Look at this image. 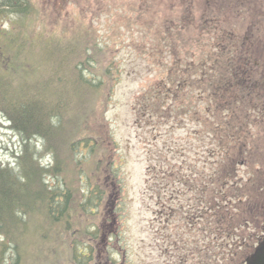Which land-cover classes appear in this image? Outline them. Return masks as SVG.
Instances as JSON below:
<instances>
[{
	"label": "rangeland",
	"instance_id": "rangeland-1",
	"mask_svg": "<svg viewBox=\"0 0 264 264\" xmlns=\"http://www.w3.org/2000/svg\"><path fill=\"white\" fill-rule=\"evenodd\" d=\"M29 2L32 12L25 16L23 26L28 29L27 37L39 46L23 59L29 63L28 69L20 70L17 78L23 91H39L41 84L50 79L48 70L55 63L64 65L65 71L58 75L75 83L74 54L67 52L66 42L87 33L103 48L101 57L118 77L112 86L109 83L88 91L83 101L75 96L76 86L68 89L69 93L64 92L65 96L55 97L59 129L51 141L52 150L45 149L38 139L29 143L36 149L38 163L50 169L43 175L49 187L69 188L73 203L70 201L62 214L56 212V217H49L51 221L41 211L20 214L23 222L12 225V237L7 239L2 235L0 238L8 245L4 248L0 241V264H201L200 246L202 238L205 239L201 230L192 231L190 240L194 242L185 247L192 250L184 251L169 244L173 237L165 230V224L153 219L155 200L146 188V148L153 134L147 123L135 124L133 107L138 95L166 76L173 49L184 60L185 51L190 49L192 59L189 60L198 62L206 58L207 51H211V55L215 53L207 48L212 40L222 45L223 52H230V47L238 50L240 37L252 30L238 28L235 11L223 7L221 0ZM14 21V16L1 18L0 27L11 28ZM169 25L172 26L171 36H163ZM184 27L192 32L183 31ZM54 35L59 39V43L54 44L58 54L50 55L45 47ZM38 38L43 39V44ZM188 40H191L189 44ZM217 57L211 56L210 61ZM3 74L6 73L0 69L1 78ZM197 76L198 71L194 81ZM210 95L208 89L201 93L194 82L191 112L178 116L177 122H173L172 117V128H169L171 122L166 121L152 151L176 143L178 152L173 163L179 165L180 158L188 156L191 163L200 165L195 160L205 155L202 152L205 145L218 146L210 129L217 124L222 131L221 122L224 126L219 106ZM239 110L232 117L241 119ZM5 124H0V165L15 167L21 140L17 132L9 128L7 122ZM251 132L253 157L247 158L248 165L240 164L237 171L244 176L247 168L251 173H258L254 172L253 178L256 197L264 201V123H259ZM71 141L78 142L73 152L69 147ZM113 169H117L121 179V199L117 206H97L90 201L84 210L81 203L86 188L106 187L108 191L112 187L110 181L115 180L113 175L109 176ZM111 210L116 213L112 214ZM253 224L252 233L260 234L262 229L253 232ZM257 243L253 239L252 248ZM78 257L79 263L76 262Z\"/></svg>",
	"mask_w": 264,
	"mask_h": 264
},
{
	"label": "trees",
	"instance_id": "trees-1",
	"mask_svg": "<svg viewBox=\"0 0 264 264\" xmlns=\"http://www.w3.org/2000/svg\"><path fill=\"white\" fill-rule=\"evenodd\" d=\"M30 11L29 0H0V19L7 16L16 18L11 28L0 27V63L3 64H0V69L8 75L7 78L6 74L0 77V122L1 119L6 120L9 128L17 132L21 140L20 153L15 155L18 162L15 167L0 165V238L3 235L7 239L12 237V225L23 222L20 214L41 211L47 218L56 217V212L62 214L69 202L73 203L69 188L49 187L43 175L50 169L38 163L36 149L29 143L32 139H38L45 149L52 150L51 141L59 129L58 113L54 111L55 97L60 94L65 96L64 92L69 93L68 89L76 86L75 96L83 101L88 91L109 83L112 86L118 77L101 57L103 48L95 37L87 33L66 42L67 52L74 54L73 66L77 71L75 83L72 79L63 80L58 73L65 71L64 65L55 63L48 70L50 79L41 84L39 91H23L21 81L17 79L20 70L25 71L29 66L23 59L39 46L27 37L28 29L23 26L25 16ZM171 30L172 26L169 25L163 36H171ZM183 31L192 32L185 27ZM55 36L45 47L50 55L58 54L57 45L54 44L59 43V39H55ZM37 40L43 44V39ZM190 42L188 40L187 44ZM207 48L215 53L211 55V51H207L204 53L206 58L198 62L189 60L192 59L189 48L185 51L186 60L175 49L171 51L173 56L168 63L166 76L136 97L133 107L135 124L147 123L153 134L146 148V188L152 192L155 200L153 219L162 221L165 230L173 237L169 244L190 252L192 248L185 247L194 242L190 240L191 233L201 230L205 238H202L203 244L200 246L203 254L201 264H244L246 256L253 250V239L256 242L261 237L264 201L256 197L253 180L256 171L251 173L247 168L245 176L237 171L240 164L246 166L247 158L253 155L250 153L252 135L244 129L238 117H232L240 97L236 50L230 47V52H223L222 45L213 40ZM213 55L218 57L210 61ZM196 71L198 76L194 81ZM55 77L59 78L52 84ZM194 82L201 93L208 89L211 100L219 106L224 126L221 122L222 131L217 124L210 129L218 146L205 145L202 150L205 155L195 160L200 165L191 163L188 156H185L186 159L180 158V164L176 165L173 163L178 152L176 143L175 146L173 143L164 145L161 150L156 148L152 151V148L157 146V135L163 133L161 126L166 121L171 122L169 128H172V117L173 122H177L178 116L191 112ZM77 143L71 141V152ZM111 175L115 180L110 181L112 187L108 191L106 187L86 188L81 203L84 210H87L90 201L97 206H117L121 199V179L117 169H113ZM114 211L111 210L112 214L116 213ZM252 224L253 232L261 230L260 234L252 233ZM196 225L200 227L196 228ZM1 242L4 248L8 247L4 238ZM243 247L247 249L243 250ZM76 259L79 263L80 257Z\"/></svg>",
	"mask_w": 264,
	"mask_h": 264
},
{
	"label": "flooded vegetation",
	"instance_id": "flooded-vegetation-1",
	"mask_svg": "<svg viewBox=\"0 0 264 264\" xmlns=\"http://www.w3.org/2000/svg\"><path fill=\"white\" fill-rule=\"evenodd\" d=\"M234 10L238 28L252 30L240 37L236 50L240 79V110L245 130L264 123V0H221Z\"/></svg>",
	"mask_w": 264,
	"mask_h": 264
},
{
	"label": "water",
	"instance_id": "water-1",
	"mask_svg": "<svg viewBox=\"0 0 264 264\" xmlns=\"http://www.w3.org/2000/svg\"><path fill=\"white\" fill-rule=\"evenodd\" d=\"M245 264H264V239L255 247L245 259Z\"/></svg>",
	"mask_w": 264,
	"mask_h": 264
}]
</instances>
